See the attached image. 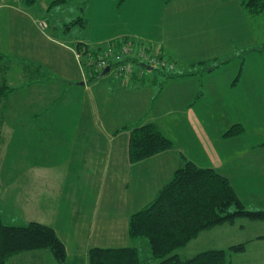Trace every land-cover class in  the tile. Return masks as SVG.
I'll return each instance as SVG.
<instances>
[{
  "label": "crops",
  "instance_id": "0c3cea01",
  "mask_svg": "<svg viewBox=\"0 0 264 264\" xmlns=\"http://www.w3.org/2000/svg\"><path fill=\"white\" fill-rule=\"evenodd\" d=\"M130 1L133 0H122L119 4L117 0L112 10L111 0H83L85 5L80 4L79 13L74 18L83 16L88 23H91L92 29L86 32V30H81L84 28L76 26L66 29L65 25H62L61 28L62 18L71 17L73 12L59 14L61 9L57 6L55 10L57 15H54L53 19L56 20L54 26L38 17L37 12L49 11L47 7L50 0H42V3L39 1V5L35 4L36 2L29 4L25 0H0V53L35 62L45 71V74L35 81L29 83L23 81V86L26 88L23 98L30 97V102L34 103L32 109L31 105H27V110L32 115V112L38 113L43 108L41 113H34L37 117L47 113L46 107L53 102H56L55 108H62L59 115L56 114L55 127L51 128L54 130V140L48 143L54 150L56 159L44 156L46 161L52 162L44 167L47 168L46 173L49 175L47 181L52 180L50 186L53 187L55 184L58 192L54 195V191L47 189L44 197L46 204L49 203L46 206L48 207L46 214L50 215V221L45 222L39 219L35 221L53 227L65 245L68 258H73L76 254L73 253L74 250L71 249L69 240L62 234H65L63 231H72L74 226L72 228L61 227L59 230L57 216L66 215L67 219L63 221H74L78 230L80 222L87 223L88 216L84 214L88 215V213L83 211L86 200L88 202L91 200L94 204L97 171L102 174L100 178L104 175L108 179L104 190L103 213L104 215L108 213L111 217L99 224V230H101L99 234L108 240L94 243L90 247L126 246L130 242L128 238L130 215L147 205L160 188L171 179L174 171L183 165L181 155L189 157L183 151V147L179 149V143L170 137L174 136L172 131L182 132V129L186 128L188 138L189 136L194 138L195 142H190L188 138L186 140L183 137L188 144L204 152L205 161L198 166L213 168L225 177H230L234 173L226 169V173L222 171V168L232 161L226 146L234 143L232 148L235 147V143L241 141V136L225 138L226 142L219 146L216 143L213 144L211 138L217 132L223 136L225 131L238 123L236 119H230L233 115L220 113L219 108L226 102V98L221 95L222 98L213 96V99L218 100L220 104L217 106L219 114H215L216 120L213 125L207 113L208 104L211 103L208 96L205 100H202V96L192 101L197 84L202 79V76L198 77L192 72L196 68L202 70L208 88L212 89L214 95L218 93L217 88H214V85L218 83L214 78V68L207 70L205 66L221 58H229V54H233L235 50L237 56L245 52L243 50L246 47L245 44L252 40L248 36V31L247 36L243 35V27L246 26L245 24L248 25L247 14L244 13L239 2L234 0H171L169 3H165V0H156V3H159L158 7L162 8V15L157 23L158 30L152 37L153 39L131 31L111 33V29L114 28L113 24L126 26L128 13H134V17H138L139 14L134 9L137 4L141 8L144 3L143 1L136 2L125 13L124 7L126 4H131ZM81 6H84L83 10ZM194 6H197L201 13L204 10L205 15L192 20L189 18L190 23L180 20V15L188 14V10ZM42 22H47V29L40 28ZM227 22H229L228 25H226ZM57 25L61 28L58 31ZM225 27L228 34L227 39L222 34ZM240 28L241 33L238 32ZM75 29H80L79 31L85 34L81 35L82 32H80L68 41V37L74 33ZM91 31L95 33V36H88ZM239 33L245 37L241 43L238 41V37H241ZM232 35L234 40L233 37L231 38ZM123 36L132 37L136 42L150 40L149 44L155 45L151 50L156 48L166 57V60L174 64V73L168 74L145 68L144 74H139L137 68H134V73L128 78L117 76L113 70H109L104 75L101 71L95 77L96 72L87 70L83 63L88 59V55H84L86 58H80L76 45L83 43L88 49L90 48L89 51L97 53L98 49L108 42L118 40ZM249 45L252 46V44ZM30 88L32 90L29 93ZM176 88L177 93L173 97L166 95L168 91ZM245 96L247 98L249 96L252 103L261 98L260 94L254 95L253 93ZM178 103L183 107L177 105ZM210 109L212 111L213 108ZM176 112L181 114L177 130L167 122V118ZM219 119L223 122L222 128L218 122ZM145 123L158 125L161 132L174 144L169 150L140 162L130 163L128 158L129 130ZM192 126L199 129L202 138L196 139L191 134L193 133ZM213 126L218 130L212 128ZM185 147L189 151L192 148L191 146ZM245 147L248 145H243L241 151L264 150V141L258 140L251 143L250 150ZM224 148L225 158H223L224 154L221 157L222 153H217L222 152ZM189 158L194 162L191 157ZM42 163L39 161L37 166L42 167L40 165ZM52 168L53 174L51 173ZM235 190L245 202L242 195L244 192ZM39 196L36 200L33 199L36 203L40 200ZM74 197L76 207L72 208L70 203ZM71 204L74 206L75 202ZM104 224L106 227H103ZM76 241L72 240V244L76 245ZM86 249L87 247L83 251ZM34 254L41 255L46 260L49 259L51 264H55L46 251L28 253V255ZM24 259H30V256Z\"/></svg>",
  "mask_w": 264,
  "mask_h": 264
},
{
  "label": "rangeland",
  "instance_id": "374dc122",
  "mask_svg": "<svg viewBox=\"0 0 264 264\" xmlns=\"http://www.w3.org/2000/svg\"><path fill=\"white\" fill-rule=\"evenodd\" d=\"M39 1L41 2L42 0H36L35 4L39 5ZM111 1L113 5L112 10H114L117 0ZM139 1H143L145 5L142 4L141 8H139L137 4L135 7L134 11L139 14L138 17L135 18L134 13H128L126 17L128 19L126 21V26L123 27L124 24H113L114 28L111 29V33L131 31L132 33L135 32L138 35L153 39L152 37L156 35L158 30L157 23L160 19V16L162 15V8L158 7L159 3H156V0H147L150 4L146 0H133L130 1L131 4H126L124 7V12L126 13V11H129L130 7L134 6L136 2ZM234 1L239 2V5L241 4V0ZM80 4L85 5L83 0H68L65 5L59 7V9H61L59 14H67L69 11L73 12L71 17L62 18L63 22L60 24L61 28L62 25H66L64 24L65 22H68L71 18H74L77 13H79L78 10L80 9ZM144 6L145 9L143 10ZM241 8L243 9L244 13L248 15H246L248 25L245 24L246 26H242L244 32L243 35L247 36L248 31V36L249 38L251 37L252 40H249V43L245 44L246 47L243 49L245 50L244 53H241L237 56V51L235 50L233 54H229V58H221V60L212 62L213 64L211 63L205 66L207 70H209V68H214V78L218 82L215 84L216 86L214 85V88H217L218 90L217 94L214 95L212 89L210 90L208 88L206 82L204 81V73L202 70L196 68L192 72L198 77L202 76L200 83L197 84V88L195 87V97L192 101L197 100L202 96V100H205L208 96L209 100H211V103L208 104L209 109L207 113L210 116V120L213 122V125L215 124L216 120L215 114H217L219 111L220 113L224 112L227 115H233L230 119H236L237 123L242 125L243 132H241L240 135L241 141L236 142L235 147L233 148L232 146L234 143H230L226 146L232 161L227 163L225 167L222 168V171L224 173H226L225 169L228 172L234 171L233 175L230 177L227 176V178L230 180V183L235 189L244 192L242 195L244 196L245 204L248 209L264 211V150L241 151L243 150V145H248V147L245 148L250 150L251 143H255L258 140L264 141V12L251 15L250 13H247L243 7ZM55 10L56 6H53L48 12H37V16L43 18L44 20L48 21L49 24L54 26L56 24V20H53L54 15H57ZM188 11V14L182 13L180 15V20L183 22L190 23V19L192 20L195 18H202L205 15L204 10H202L203 12L201 13L197 6L192 7L191 10ZM228 23L229 22H227L226 25H228ZM238 25L241 26L240 24ZM47 27V22L40 23L41 29H47ZM60 27L57 25V31L58 29H61ZM90 28L92 29L91 23L87 22V26L81 30H86L87 32V30ZM79 30L75 29L74 33L68 37V41H70L72 36L78 35L80 32H82L81 35L85 34L83 31ZM239 31L241 33L242 29H238V32ZM222 34L227 39L228 34L226 27ZM229 34L234 35L235 33ZM89 35L93 37L95 36V33L91 31L88 36ZM244 38L245 37L243 36L238 37L239 43H241V40H244ZM232 39L234 40V37ZM149 41L150 40H143V42L147 44H149ZM249 44H252V46ZM132 45L134 47L140 48L137 43H132ZM154 46L151 49H154ZM156 50L157 49L155 48V50L151 51ZM84 55L86 54H81V51L78 52V56L80 58H86ZM104 55L100 54L101 57ZM129 56L130 55L125 57L122 56L121 62H123L124 59L128 60L127 58ZM159 56L166 60V57L160 52ZM9 66L10 68L7 69L8 72L6 77L8 84L14 90L8 95L5 107L2 109L5 119L3 125L0 127L1 217L4 223L11 225H23L31 220L38 219L49 222L50 215L46 214L48 211V207L46 208V206L49 203L47 202L46 204L44 197L47 194V189L54 191V195L58 192V190L55 188V184L53 187L50 186V182H52V180H50V182L47 181V176L49 175L46 173L47 168L44 167L51 161H46L44 156L47 155L48 158L56 159L54 158L55 152L53 149H51L52 147H50L48 143H51L54 140V130L51 128L55 127L56 114L59 115L62 108H55L56 102H53L52 104H48L46 107L45 110H47V113L39 115H42L41 117H36L34 113H41L44 110L43 108L40 110V112H32V115H30L31 113L27 110V105H31L30 107L32 109L34 103L30 102V97L23 98V92L26 88L23 86V84H21L23 82L19 81L21 79L19 78L21 75V69L14 60L9 62ZM132 67L133 66H131V68ZM151 69L162 71L168 74H172L175 71L174 64L171 69L161 67ZM113 71L115 72V70ZM142 72L144 74L145 71L142 70ZM116 75L123 78V76L119 75L118 73H116ZM31 90V88L28 89L29 93ZM176 93L177 88L168 91V94L166 93V95L168 97H173ZM251 93L254 95L260 94L261 98L256 99V102L252 103L250 101L251 98H249V96L248 98L245 96L247 94L251 95ZM221 95L226 98V102L221 105V108H219L218 111L217 106H220V104L217 102L218 100L213 99V96L221 97ZM239 99L241 100L239 101ZM180 102L184 101L180 100ZM179 103L177 105L183 107L182 104ZM211 107L213 108L212 111L210 109ZM180 115V113L176 112L167 118V122L170 125H173L176 130ZM218 122L221 124L222 128L223 122L220 119ZM192 127L193 130H191L193 133L191 132V134L196 139L202 138V136L199 134V129L196 126ZM212 128H215V126ZM215 129L218 130L217 128ZM182 130V132L179 130L176 132L172 131L171 133L174 136L170 137L179 143V149L183 147V151L186 152L187 156L191 157L197 165L201 166L205 161L204 152L202 149L197 150L195 146L188 144L186 142V138H188L189 134L186 132V128H183ZM220 135L219 132L214 134L213 138H211L213 144L216 143L218 144L217 146H219L226 142L225 138ZM183 137L186 140H184ZM188 139L190 142H195L194 138L191 136H189ZM172 143L174 144V142ZM61 146H63V144ZM185 146H191L192 148H190L191 150L189 151ZM217 153H222L221 157L224 154L223 158H225V148L222 152ZM189 157H186V159L190 160ZM39 161L41 163L43 162L40 164L42 167L37 166ZM30 165L34 166L31 167ZM51 170V173L53 174V168ZM236 171L239 172L236 173ZM101 175L102 174L100 171H97L95 174L97 184L94 193V204H92L91 200L89 202L86 200L87 207L85 206V210L83 212L88 213V215L84 214V216H88L87 223L80 222V228L78 230L74 221H63L64 219H67L66 215L57 216L59 230L61 227L72 228L74 226L72 231H63L65 234H62L61 232L60 233L69 240L71 249L74 250L73 253H75L77 257H86L90 245L108 240V238L99 234L101 233V230H99V224L105 219L111 217L108 213L105 215L103 213V209L105 207L104 190L106 183H108V179L104 175L102 178H100ZM74 194H76V192H74ZM68 195H70L69 192ZM38 196L40 197V200L36 203L35 200L38 198ZM72 202H75L74 206H72ZM71 203L70 205L72 208L76 207L75 197ZM103 227H106V224H104ZM105 230L108 231L106 228ZM260 233H264V221L256 222L246 219H239L233 224L225 223L218 225L213 229L203 231L197 238L190 241L186 246L176 250V253H178L181 258H188L205 249H227L229 246L235 244L247 243L243 252L240 254H233V256H231L232 264H264V234ZM72 240H77L76 245L72 244ZM141 240L146 242L145 239ZM127 245L137 247L139 249L140 256L143 259H151L150 251L148 247H145L144 244H139L137 241L132 243L128 242ZM86 247V251H83ZM40 252L43 251L40 250ZM28 253L17 255L13 258L10 264H51L49 259L46 260L41 255H28ZM26 256H30V259H24Z\"/></svg>",
  "mask_w": 264,
  "mask_h": 264
},
{
  "label": "trees",
  "instance_id": "16d2710c",
  "mask_svg": "<svg viewBox=\"0 0 264 264\" xmlns=\"http://www.w3.org/2000/svg\"><path fill=\"white\" fill-rule=\"evenodd\" d=\"M25 1L29 4L36 2ZM121 1L119 0V4ZM170 1L165 0V3ZM66 2L68 0H50L47 9L50 10L53 6L61 7ZM240 6L251 15L264 12V0H241ZM75 26L85 28L87 20L78 16L65 25L66 29ZM132 43H137L140 48L134 47ZM122 47H131L132 52L139 54L151 51L153 46L134 42L129 36L108 42L103 48H99L97 53L89 51L90 48L83 43L76 45L77 51L88 55V59L83 63L87 70L96 72L95 77L104 70L96 68L94 64L101 58L100 54L116 53ZM11 60L21 69V82L29 83L45 74L42 66L35 62L0 53V127L5 119L2 109L8 95L14 90L6 77ZM128 60L140 65L136 56ZM108 67L115 70L117 64L112 60ZM241 132L242 125L234 124L224 132L223 137H237ZM172 145V141L161 132L158 125H137L129 130L128 158L130 163H137L171 149ZM181 158L183 165L174 171L171 179L147 205L128 219L130 242L138 241L148 247L151 259H143L139 249L132 245L92 246L86 257L68 258L64 243L50 225L35 220L23 225L6 224L0 213V264H10L19 254L40 250L49 253L55 264H232L231 256L243 252L247 243L235 244L227 249H205L188 258H181L176 250L186 246L203 231L218 225L233 224L239 219L264 221V211L248 209L230 180L215 169L200 167L182 155Z\"/></svg>",
  "mask_w": 264,
  "mask_h": 264
},
{
  "label": "built area",
  "instance_id": "2783aa9c",
  "mask_svg": "<svg viewBox=\"0 0 264 264\" xmlns=\"http://www.w3.org/2000/svg\"><path fill=\"white\" fill-rule=\"evenodd\" d=\"M129 50V51H128ZM131 47H122L119 51L116 53H107L104 56H102L99 60L95 61V67L98 69H105L109 66L110 61H114V64H117V67L115 68V72L119 75H122L124 78L130 77L133 72L134 68H137V72L139 74H142V70L145 68H168L171 69L173 64L171 62H168V60L162 59L159 56L158 50L156 51H143L142 53L132 52ZM130 55L128 58H132L136 56L139 59L140 65H136L135 63H132L130 60H123L121 62V57H125ZM127 58V59H128ZM131 66H133L131 68Z\"/></svg>",
  "mask_w": 264,
  "mask_h": 264
},
{
  "label": "water",
  "instance_id": "95a60500",
  "mask_svg": "<svg viewBox=\"0 0 264 264\" xmlns=\"http://www.w3.org/2000/svg\"><path fill=\"white\" fill-rule=\"evenodd\" d=\"M110 70V68L109 67H106L103 71H102V73L101 74H106V72H108Z\"/></svg>",
  "mask_w": 264,
  "mask_h": 264
}]
</instances>
